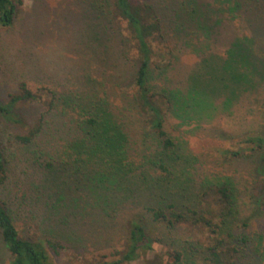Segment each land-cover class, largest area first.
Returning <instances> with one entry per match:
<instances>
[{
  "label": "trees",
  "instance_id": "16d2710c",
  "mask_svg": "<svg viewBox=\"0 0 264 264\" xmlns=\"http://www.w3.org/2000/svg\"><path fill=\"white\" fill-rule=\"evenodd\" d=\"M19 3L0 0V28ZM83 12L95 75L46 98L21 82L0 101V119L21 130L11 136L17 153L0 143V242L10 264H56L82 248L87 220L99 233L121 230L108 264L129 263L152 243L166 250L146 264H255L264 251L245 231L240 189L230 177H200L165 123L223 138L224 115L264 107V0H85ZM26 101L42 107L31 121L14 109ZM236 136L243 149L221 154L253 165L252 214L264 200V132ZM19 157L21 196L5 188ZM27 213L35 221L21 236L16 222Z\"/></svg>",
  "mask_w": 264,
  "mask_h": 264
},
{
  "label": "rangeland",
  "instance_id": "374dc122",
  "mask_svg": "<svg viewBox=\"0 0 264 264\" xmlns=\"http://www.w3.org/2000/svg\"><path fill=\"white\" fill-rule=\"evenodd\" d=\"M141 1L149 3L157 0ZM84 8L85 0H20L13 24L8 28H0V101L2 103H6L10 95L19 92L18 86L21 82H24L33 92L42 94V97L46 98L53 93L60 94L75 90L78 81L83 79L82 75L85 71L88 75H95V61L90 58V50L86 51L81 44L82 28L86 24ZM181 59L190 63L194 58L186 54ZM127 68L126 76L129 70L131 71L129 66ZM260 102L264 103V101ZM257 107L254 105V108L252 107L249 111V107L242 105L233 113V116L224 115L220 122V133L223 134V138L214 137L209 132H201L190 126L174 128L172 119L167 120L165 125L170 134L177 137L188 153L196 158L195 165L200 177L211 174L230 177L238 186L240 207L243 209L244 217H248L245 231L250 232L254 244L256 245L258 241L264 251V233H262L264 232V200L262 198L263 202L258 206V210L250 213L252 178L257 174L248 160L228 158L221 154V151L226 149H243V143L236 136L240 131L264 132V107L256 112ZM41 108L40 103L30 101L18 102L14 107L15 111L28 121H31ZM19 131H21L19 128L0 119V143L7 150V154L18 152L17 144L11 136ZM19 160L20 157L15 160L14 173L9 176L5 187L17 196L25 192L20 182L23 179L22 174L18 180L20 176L18 174L23 169ZM259 211L260 214H258ZM36 220L39 221V217L36 216ZM34 221L29 213L17 220L16 225L20 229L21 236L26 235L24 226L31 224L29 226L32 227ZM117 221L120 220L117 219ZM89 223L90 220L83 223V232L91 230L93 234L83 233L82 237L85 241L78 243V247L82 248L63 252V256L56 259V264H108L118 258V255H112V250L106 247L111 245L118 249L122 247L121 230H112V233L106 235L94 228L87 229ZM151 247L146 252L139 250L133 261L120 264H146L147 259L166 250L158 243H152ZM255 261V264H264V252ZM0 264H10V256L5 252L1 242Z\"/></svg>",
  "mask_w": 264,
  "mask_h": 264
}]
</instances>
